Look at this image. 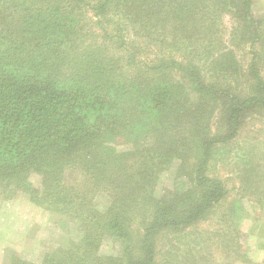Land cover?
<instances>
[{
	"label": "trees",
	"instance_id": "trees-1",
	"mask_svg": "<svg viewBox=\"0 0 264 264\" xmlns=\"http://www.w3.org/2000/svg\"><path fill=\"white\" fill-rule=\"evenodd\" d=\"M263 26L253 0H0V201L23 195L69 234L9 264H158L156 243L162 264L242 259L245 184L264 195L249 135L264 125ZM235 140L250 144L233 193L212 170Z\"/></svg>",
	"mask_w": 264,
	"mask_h": 264
},
{
	"label": "rangeland",
	"instance_id": "rangeland-1",
	"mask_svg": "<svg viewBox=\"0 0 264 264\" xmlns=\"http://www.w3.org/2000/svg\"><path fill=\"white\" fill-rule=\"evenodd\" d=\"M253 12L255 17L259 21L264 23V0H253ZM238 20V19H237ZM236 21V18L232 16H227L224 19L226 26L225 38H230V28L232 22ZM239 21V20H238ZM245 29L248 28L245 41L239 42L237 45L231 44L235 48V52L238 55L239 60L242 62L243 69L248 70V66L251 64L252 53H251V40L253 29L251 26L244 25ZM229 31V33H228ZM264 34V26H263ZM236 43V41H234ZM258 48V46H257ZM263 61V63H262ZM261 73L264 75V58L261 57L258 61ZM202 72L209 75V71L205 68ZM210 78V77H209ZM213 82H216V77ZM239 88L243 89L250 84L246 83V80L242 78L236 82ZM216 118L214 122H217ZM219 124V122H218ZM216 126L214 123L213 127ZM249 135L251 137L259 136L263 140L264 148V125L257 123L255 127L250 130ZM250 144L248 141L235 140L228 146L221 148V152H225L227 157L226 161H222L219 165H215L212 172L220 177H222L227 186L230 189L237 188L239 186V180L235 171H239L242 166V158L245 156L247 146ZM228 152H227V151ZM239 179V178H238ZM36 181V179H34ZM161 186L172 187V177L165 175L161 179ZM248 188L247 192L243 191V201L247 206L249 216H244L242 220V231H243V248L240 253L243 254L242 259L233 261L231 264H264V195L259 194L254 189H250L248 183L245 184ZM237 189L233 190L236 193ZM253 191V192H252ZM240 195L241 192H239ZM239 198V196H236ZM98 200L104 204H108V199L104 195L98 196ZM55 218L53 214H50L44 208L35 205L29 199L23 195H18L14 200L0 201V264H9L11 257L10 254L15 252L17 255L22 256L26 259H38L41 258L40 251L46 248H55L63 242H66L65 238L68 237V232H65L61 226L55 223ZM213 227V225L209 224ZM183 239V238H181ZM169 243L161 245V243H156L157 246V263L162 264L161 259L162 253L169 251ZM119 252L118 246L114 244H105L100 249V254L111 255L117 254ZM166 254L167 256L169 255ZM214 259H218L227 264L228 261L222 258H218V254L214 253ZM110 261H108V264ZM230 264V263H229Z\"/></svg>",
	"mask_w": 264,
	"mask_h": 264
}]
</instances>
